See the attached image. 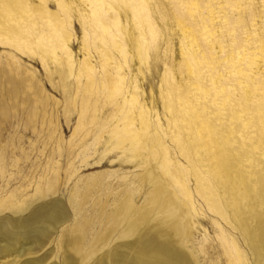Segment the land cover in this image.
I'll list each match as a JSON object with an SVG mask.
<instances>
[{
    "label": "rangeland",
    "instance_id": "obj_1",
    "mask_svg": "<svg viewBox=\"0 0 264 264\" xmlns=\"http://www.w3.org/2000/svg\"><path fill=\"white\" fill-rule=\"evenodd\" d=\"M24 1L40 4V0L14 4L18 7ZM43 1L55 15L47 22L32 13L41 33L29 25L15 39L0 41V219L36 212L48 218L62 215L67 221L56 229L44 250L31 256L54 250L50 261L57 263H63L67 248L73 250L68 246L71 239L72 253L80 264H91L94 257L121 242L148 236L154 239L156 250L176 254L182 264H233L220 239L218 222L235 239L246 261L257 264L247 235L210 210L199 193V164L182 108L187 101L195 115L201 116L203 102L196 92L205 87L204 80L213 86L209 73L230 65L225 71L227 79L215 77L214 82L219 88H230L237 98L248 96L243 99L247 108L242 114L248 119L257 116L261 126L257 132L264 133V0H241L230 9L238 17L234 26L238 36L229 27L223 33L215 19L214 33L219 30L225 36L222 43L208 39L202 26H190L188 15L181 21L177 10L186 0H144L157 26L155 37L147 32L145 43L131 10L124 2L113 1L127 53L123 62L127 77L116 87L115 95L110 92L111 84L103 82L104 69L109 66L95 37L96 18L89 0ZM203 1L197 0L200 6ZM19 10L15 16L24 14L30 19ZM3 11L12 10L3 6ZM59 17L70 33L69 56L56 45ZM101 31L107 32V28ZM24 39L29 44L18 48L17 41ZM111 48L109 42L105 50L120 56ZM223 50L229 59L225 64ZM84 60L93 64L95 79H88ZM241 68L245 71L240 72ZM255 72L262 73L261 77L256 78ZM135 86L171 159L186 173L198 208L191 230L155 178L154 166L133 157L124 150L125 145H116V127L124 125L128 111L136 117L137 127L140 124L137 104L130 106ZM195 126L204 130L198 121Z\"/></svg>",
    "mask_w": 264,
    "mask_h": 264
},
{
    "label": "bare ground",
    "instance_id": "obj_2",
    "mask_svg": "<svg viewBox=\"0 0 264 264\" xmlns=\"http://www.w3.org/2000/svg\"><path fill=\"white\" fill-rule=\"evenodd\" d=\"M16 1L18 0H2L0 2V29L5 30L4 32L0 31V41L2 38L15 39L14 37L19 33V30L29 25L41 33L37 27V21H34L35 15L32 13L39 14L45 21L55 15L48 10L45 2L40 0L39 6L32 1H24L18 6L20 10L25 11V14L30 16L29 20L24 14H20V17L15 16L14 13L19 10L14 4ZM113 1L117 0H89V6L96 18V22H93L96 27L95 37L101 42V47L104 48L101 52L106 58L105 64L109 66L104 69L103 82L111 84L113 88L110 92L115 95L116 87L122 86L127 77L123 63L127 58V53L119 25L118 11L113 5ZM120 1L124 2L126 7L131 10L133 18L141 29L144 42L146 43L147 32L155 37L157 26L149 5L144 0ZM240 1L220 0L216 3L214 0H205V3L203 1L204 4L200 6L197 0H186L178 7L177 11L181 14L183 23L187 18L186 15H188L192 21L190 26H202L208 39L212 41L215 38L219 43H222L225 36L219 30H215L214 33V29L217 27L216 24H212L218 18L219 28L223 33L225 32L224 29L229 27L234 35L238 36L237 30L234 28L235 23L238 22V17L231 15L230 9L239 5ZM3 6H9L12 11L10 13L3 11ZM64 12L67 13L66 9ZM197 17L200 21H197ZM59 21L61 23L55 27V35L58 40L56 45L60 51L69 56L67 38L70 37V33L64 25V20L59 17ZM103 27L107 28V32L101 31ZM154 37L153 40L155 41L156 38ZM109 42L120 53V56H115L111 50L110 53L114 55L112 57L105 50V46ZM23 44L28 45L29 41L27 42L26 39L17 41L18 48H23ZM212 51L215 50L210 52ZM238 51L240 54L246 55L244 52L242 53L241 49ZM205 54L208 53L205 52ZM226 56L227 54L223 50L222 61L224 64L229 61ZM84 63L86 75L88 79H92L96 74L94 66L86 60ZM221 68L222 70L209 73L213 86L209 87V80L208 82L204 80L206 84L205 87H201L202 92H196L198 99L203 102L200 105L203 114L196 116L195 111L193 112L187 101L182 108L183 119L188 123L192 153L199 164L197 169V175L201 182L198 187L199 193L207 202L210 210L216 211L226 223L238 225L240 230L247 235L248 244L255 250L257 264H264V133L259 134L257 132V129L261 127L257 116H251L252 119H248L242 114L244 107L247 108L243 99H248V96L243 99L237 98L232 95L233 92L230 88H219L214 82L215 77L221 80L227 79L228 75L225 71L229 70L226 68H230V65L226 66L225 64ZM252 68L246 70L251 71ZM244 71L245 68H241L240 72ZM261 74L255 72V77L260 78ZM136 89V86L132 89L130 106L133 107L134 104H137L136 109L139 117L137 122L140 124L137 127L136 117L128 111L123 116L124 125L116 127V145H125L124 150L132 152L133 157L140 158L143 163L154 166L155 178L166 188L167 198L176 207L178 216L182 218L186 229L191 230L195 227L193 218L198 208L189 187L186 173L181 166L171 159L158 126L153 128L147 110L139 101ZM180 100H184V98H180ZM196 121L204 126L203 131L198 130V127L196 128L198 125L195 126ZM87 147H84V150ZM42 214L36 212L18 219L8 217L0 219V264H80L79 258L72 253L75 250L72 239L68 240V246H72L73 250L67 248L63 254V263L50 261L54 250L41 256L38 255L39 257L36 258L31 257L42 250L45 243L51 240L53 233L57 231L56 229L67 221V219L62 218V215L48 218ZM217 224L221 228L220 239L226 248L230 261L233 264H249L235 239L225 233V229L220 223L217 222ZM91 252L93 256L96 249ZM4 257L6 260H3ZM91 264L182 263L176 254L161 253L156 250L154 239L144 236L139 240H127L119 243L111 251L94 257Z\"/></svg>",
    "mask_w": 264,
    "mask_h": 264
}]
</instances>
